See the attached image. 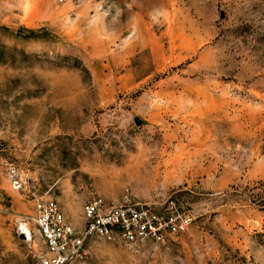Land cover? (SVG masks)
<instances>
[{"label":"rangeland","instance_id":"rangeland-1","mask_svg":"<svg viewBox=\"0 0 264 264\" xmlns=\"http://www.w3.org/2000/svg\"><path fill=\"white\" fill-rule=\"evenodd\" d=\"M127 194L192 225L80 264H264V0H0V264H39L37 200L80 231Z\"/></svg>","mask_w":264,"mask_h":264},{"label":"built area","instance_id":"built-area-1","mask_svg":"<svg viewBox=\"0 0 264 264\" xmlns=\"http://www.w3.org/2000/svg\"><path fill=\"white\" fill-rule=\"evenodd\" d=\"M35 211L33 221L45 244L39 264H80L88 257L87 246L94 239L118 243L135 253L147 246L156 252L169 239L186 233L193 222L174 200L161 212L156 205L136 202L128 194L112 202L93 197L85 204V227L80 231L67 221L56 200H37ZM22 234L32 240V233Z\"/></svg>","mask_w":264,"mask_h":264},{"label":"bare ground","instance_id":"bare-ground-1","mask_svg":"<svg viewBox=\"0 0 264 264\" xmlns=\"http://www.w3.org/2000/svg\"><path fill=\"white\" fill-rule=\"evenodd\" d=\"M23 231H24V234L31 233L30 228H28L26 225H24Z\"/></svg>","mask_w":264,"mask_h":264}]
</instances>
